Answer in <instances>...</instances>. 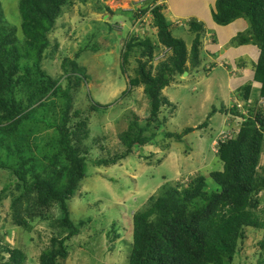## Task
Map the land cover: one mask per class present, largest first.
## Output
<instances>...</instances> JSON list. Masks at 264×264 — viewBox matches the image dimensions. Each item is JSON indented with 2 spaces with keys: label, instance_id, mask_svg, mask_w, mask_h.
Segmentation results:
<instances>
[{
  "label": "trees",
  "instance_id": "16d2710c",
  "mask_svg": "<svg viewBox=\"0 0 264 264\" xmlns=\"http://www.w3.org/2000/svg\"><path fill=\"white\" fill-rule=\"evenodd\" d=\"M74 1L21 0L19 11L23 42H20L17 28L5 24L0 1V150L11 148L10 139L20 136L19 128L29 121L45 123L55 130L58 137V140L51 138V145L58 143L59 146L48 158L51 169L45 174L35 171L34 167H27L33 158L23 155L19 142L15 143L20 158L18 167L0 160V172H13L16 182H20L24 189L13 202L16 215H20L19 219H15L16 226L31 230V220L46 219L47 213L58 204L63 212V217L56 222L68 232L64 237L51 238L50 245L39 256L40 264H65L62 260L69 255V241L80 233L79 226L71 217L70 201L89 169L85 156L87 149L83 145L89 134L88 119L81 117L80 109H75L71 115V92L78 89L84 79L88 80L79 63L81 54L77 53L74 58L66 56L62 62L67 81L65 87L61 77L53 75L47 68L50 60L57 59L56 46L51 39L57 19L62 9ZM106 8V14H114L108 5ZM146 10L142 9L143 12ZM164 10L163 5L152 9L158 43L149 35L131 32L130 27L137 13L129 16L131 12L127 11L126 19L115 22L119 27L128 24L125 29L131 35L126 38L121 52V71L124 74L128 72L131 55L137 54L135 74L129 77L130 88L124 92L143 87L144 97L150 105L145 125H141L140 118L134 116L128 129L120 135L125 147L121 158L130 156L136 146L143 147L153 142L156 132H147L154 123H158L156 127L160 125L161 107L169 103L163 89L170 85L175 75H183L200 65L201 38L205 31L203 23L190 19L189 31L194 38L188 48L184 39L174 36L172 22ZM239 18H244L249 26L233 39V43L256 44L260 55L254 65V81L238 87L245 101L244 107L235 104L231 110L242 118L239 131L229 137L225 134L218 137L216 154L222 162V169L210 173L215 186L209 188L207 177L198 174L187 186H163L148 203L134 211L129 264H232L246 228L264 232V206H261L262 198L259 197L261 192L264 193V168L260 166L264 146V104H260L264 97V0H216L213 19L218 25L226 26ZM159 44L169 48V51L166 58L154 66ZM22 63L31 64L24 73ZM253 82L260 83L259 90L253 88ZM20 85L26 86L25 99L19 97ZM257 91L258 96L254 97ZM55 95L65 99L59 120L50 122L35 116L34 111ZM109 107V104L103 105L94 100L91 105L93 111L104 112ZM215 112L213 107L209 115ZM72 118H78V121L70 127ZM208 124L205 121L200 127L205 128ZM194 129L187 127L179 133L168 131L165 137L182 142L183 137ZM116 160L99 159L96 164L109 166ZM31 171L33 173L29 177ZM11 183H7L2 191L5 192ZM30 196H33L32 201ZM26 197L32 205L22 208V200ZM259 246L264 249V237ZM2 251L7 252L9 257L3 256ZM0 255V264H23L26 260L23 250L8 246L2 248ZM258 264H264L263 255Z\"/></svg>",
  "mask_w": 264,
  "mask_h": 264
},
{
  "label": "rangeland",
  "instance_id": "374dc122",
  "mask_svg": "<svg viewBox=\"0 0 264 264\" xmlns=\"http://www.w3.org/2000/svg\"><path fill=\"white\" fill-rule=\"evenodd\" d=\"M0 1L5 24L9 23L11 27H16L20 42H23L19 11L21 0ZM148 1L75 0L62 9L56 22V29L51 35L52 43L54 47L56 46L57 59L49 61L47 64L49 71L58 78L61 77L65 87L67 81L62 70V62L66 56L74 58L79 53L81 54L79 63L88 77L78 89L71 92L73 96L71 115L75 109H80L81 117L88 119L89 134L83 140V145L87 149L85 156L89 169L87 177L81 182L75 197L70 201L71 217L79 226L80 233L69 241V255L62 260L65 264H129L133 247L134 211L148 203L163 186L167 184L187 186L198 174L207 177L209 188L214 187L210 173L222 169V162L216 154L218 137L223 134L228 137L234 135L241 127L242 118L231 110L235 104L244 107L245 101L238 87L247 80H235L234 69L231 72V67H227V63L223 65L224 68L215 70L213 68L216 65L208 63L203 67L191 68L186 76L185 72L183 75L174 76L170 85L163 89V95L169 99V103L161 107L160 125L156 127L158 123H154L147 132L148 134L156 132L153 142L143 147L136 146L130 156L121 158L125 147L121 143L120 135L128 129L134 116L140 118L141 125H145L150 105L144 97L143 87L124 92L130 88L129 77L135 74L137 54L131 55L128 72L124 74L121 71V52L126 38L131 35L128 29L121 31L115 22L126 19L128 10L135 11L134 9L142 7L143 4L158 5V0ZM107 5L113 10L122 7L123 11L119 9L108 17L105 13ZM139 9L131 12L129 16L138 13ZM165 15L172 22L173 34L183 38L190 48L194 34L190 33L189 25L177 26L175 24L177 19L166 12ZM124 24L122 28H128V24ZM182 30L186 33L185 36L179 34V31L183 33ZM150 31L152 32H137L136 35L146 34L157 42V28ZM213 40L214 34L207 35L205 31L202 33L203 44L200 51L205 57L210 55V50H214ZM168 51L169 48L158 45L154 66L166 58ZM26 67H31V64L22 63V73ZM219 72V78L222 80L220 88L217 86L218 76L215 78L213 75ZM228 76L231 77L230 80ZM247 76L250 77L248 80L252 79V73ZM231 80L236 82L232 83ZM25 87L19 86L22 89L19 93L20 98H26ZM256 93L254 97L258 96V91ZM50 98L34 111V115L53 122L55 119L59 120L65 99L61 95ZM93 100L103 105L109 104L110 107L104 112L93 111L91 109ZM213 107L216 108V112L210 116ZM77 121L78 118H72L69 126H74ZM205 121L209 122L208 126L200 127ZM187 127L195 129L184 136L182 142L165 137L168 131L179 133ZM19 134L20 136L10 139L11 148L0 150V160L17 164L18 167L20 158L15 143L19 142L23 155L33 158L27 167H34L35 171L42 174L50 171L48 158L59 146L58 143H55L57 146L55 144L52 146L50 142L52 137L58 140L55 130L48 128L45 123L29 121L21 125ZM99 159L117 160L115 164L99 166L96 164ZM260 166L264 168V146ZM32 173L31 171L29 177ZM9 182H12V185L5 192L2 191ZM23 192L22 184L16 182V175L13 172L6 170L0 172V251L4 246L18 248L26 254L23 264H40L39 256L43 249L50 245L51 238L64 237L68 229H63L56 222L63 217L59 204L47 213L46 219L31 220V230L16 226L15 219H19L20 215H16L13 202ZM31 197L33 196H30V201ZM259 197L262 198L261 206H264V193L261 192ZM30 201L28 197L23 199L22 208L31 206ZM263 237L262 230L246 228L232 264H258L262 255L264 258V249L259 246ZM2 255L9 257L7 252L2 251ZM5 260L4 258L3 261Z\"/></svg>",
  "mask_w": 264,
  "mask_h": 264
},
{
  "label": "crops",
  "instance_id": "0c3cea01",
  "mask_svg": "<svg viewBox=\"0 0 264 264\" xmlns=\"http://www.w3.org/2000/svg\"><path fill=\"white\" fill-rule=\"evenodd\" d=\"M116 1L125 2V0H116ZM215 3L216 0H163L166 13L168 15H171L172 18H175L177 20L191 19V18L194 20L196 19L197 21L203 23L207 35L214 34L213 43H215V45L213 46L210 45L212 46V48H214V50L212 51L210 50V55L208 57H205L203 53L200 52L201 62L198 67H203L204 65L210 63V65L211 64L216 65L213 68L215 70L220 67H223V65L227 63L226 64L227 67L229 68L231 67V72L233 69L235 70V76L233 77L235 80L238 81H241V79L242 81L247 80L245 81V83L251 82L252 80L254 81V68H255L254 65L257 63L259 59L260 49L256 44L253 43H248L243 45L233 43V39L239 33L245 32L248 29L249 26L248 22L244 18H239L229 25L226 26L218 25L213 19V10L215 8ZM119 9L122 11V7L112 10L115 13ZM106 15L110 17L109 14ZM168 19L170 20V18ZM150 30L151 29H149L148 31L152 32ZM179 34L181 36H185L186 33H184V31L183 33L179 31ZM205 48H207V46ZM204 57L205 60H203ZM227 73H229V71ZM251 73H252V79L248 80L250 77H248L247 75H250ZM216 74L217 75L213 73L215 78L218 76L217 86L219 85L218 87L220 88L221 87L220 83L222 82L221 78H219L220 72ZM230 76H228L229 77L228 80L231 79ZM230 82H232V80ZM245 83H240V84L243 85ZM257 84L260 86V83L253 82L254 89H259V86Z\"/></svg>",
  "mask_w": 264,
  "mask_h": 264
},
{
  "label": "built area",
  "instance_id": "2783aa9c",
  "mask_svg": "<svg viewBox=\"0 0 264 264\" xmlns=\"http://www.w3.org/2000/svg\"><path fill=\"white\" fill-rule=\"evenodd\" d=\"M150 1V0H149ZM148 1V2H149ZM163 4V0H158V5ZM145 5V6H143ZM142 7H139V11H138V15L136 16L133 25L130 27L131 32H149L148 30L154 26V21H153V14H152V9L154 7H156L157 5L154 4H143ZM146 8V12H143L142 9ZM137 8L134 9L135 11L138 10ZM132 10V9H131ZM129 11V10H128ZM132 12V11H130ZM175 21V20H174ZM190 19H186V21H181V20H177L176 21V25L177 26H184V25H188ZM124 26V24H122V26L118 27V28H122ZM139 30V31H138ZM260 104H264V97L260 100Z\"/></svg>",
  "mask_w": 264,
  "mask_h": 264
},
{
  "label": "clouds",
  "instance_id": "9594fccd",
  "mask_svg": "<svg viewBox=\"0 0 264 264\" xmlns=\"http://www.w3.org/2000/svg\"><path fill=\"white\" fill-rule=\"evenodd\" d=\"M151 1V0H150ZM149 1V2H150ZM162 5V4H161ZM157 6H159V5H157ZM164 6V5H163ZM166 12V9L164 10V13ZM121 29V31H124L125 30V28H120ZM150 29H152V30H154V29H156V27L155 26H153V27H151ZM234 71V73H235V70H233Z\"/></svg>",
  "mask_w": 264,
  "mask_h": 264
},
{
  "label": "water",
  "instance_id": "95a60500",
  "mask_svg": "<svg viewBox=\"0 0 264 264\" xmlns=\"http://www.w3.org/2000/svg\"><path fill=\"white\" fill-rule=\"evenodd\" d=\"M188 75V71H185L184 76Z\"/></svg>",
  "mask_w": 264,
  "mask_h": 264
}]
</instances>
